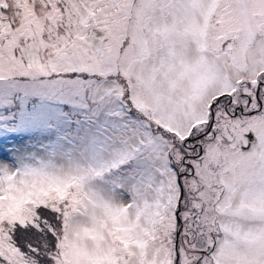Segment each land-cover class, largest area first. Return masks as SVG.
I'll return each instance as SVG.
<instances>
[{
	"label": "snow or ice",
	"instance_id": "6c2138e0",
	"mask_svg": "<svg viewBox=\"0 0 264 264\" xmlns=\"http://www.w3.org/2000/svg\"><path fill=\"white\" fill-rule=\"evenodd\" d=\"M0 264H264V0H0Z\"/></svg>",
	"mask_w": 264,
	"mask_h": 264
}]
</instances>
